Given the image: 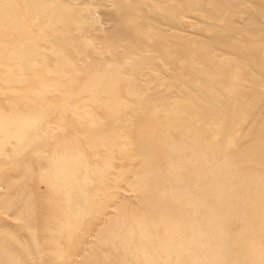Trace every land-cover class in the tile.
<instances>
[{
  "label": "bare ground",
  "instance_id": "obj_1",
  "mask_svg": "<svg viewBox=\"0 0 264 264\" xmlns=\"http://www.w3.org/2000/svg\"><path fill=\"white\" fill-rule=\"evenodd\" d=\"M0 264H264V0H0Z\"/></svg>",
  "mask_w": 264,
  "mask_h": 264
},
{
  "label": "rangeland",
  "instance_id": "obj_2",
  "mask_svg": "<svg viewBox=\"0 0 264 264\" xmlns=\"http://www.w3.org/2000/svg\"><path fill=\"white\" fill-rule=\"evenodd\" d=\"M31 75V74H30Z\"/></svg>",
  "mask_w": 264,
  "mask_h": 264
}]
</instances>
